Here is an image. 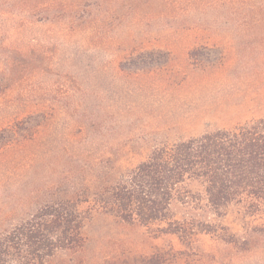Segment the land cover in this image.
I'll return each mask as SVG.
<instances>
[{"label": "rangeland", "instance_id": "obj_1", "mask_svg": "<svg viewBox=\"0 0 264 264\" xmlns=\"http://www.w3.org/2000/svg\"><path fill=\"white\" fill-rule=\"evenodd\" d=\"M163 1L94 2L88 11L121 17L103 25L114 40L101 47L67 37L65 0H0L3 76L14 50L24 44L31 50L26 73L9 75L15 81L0 98V128L28 112L49 113L37 160L30 152L38 142L30 152L16 142L0 149V230L34 208L38 188L68 167L67 153L117 154L132 167L157 146L264 117V20L249 19L264 18V11L235 21L221 10L183 14ZM127 47L171 52L155 58L152 70L121 72L117 62ZM251 211L239 203L217 211L198 195L174 200L170 218L184 225L183 235L162 233L165 224L142 226L93 212L84 248L60 252L51 264H138L129 257L157 250L168 264H264V209ZM205 225L212 233L201 231Z\"/></svg>", "mask_w": 264, "mask_h": 264}, {"label": "trees", "instance_id": "obj_2", "mask_svg": "<svg viewBox=\"0 0 264 264\" xmlns=\"http://www.w3.org/2000/svg\"><path fill=\"white\" fill-rule=\"evenodd\" d=\"M96 1L65 0L70 17L67 37L88 44L96 40L101 47H106L114 38L105 37L102 27L112 26L121 17L114 10L104 14L88 11ZM163 5H173L183 14L221 10L220 14L234 15L235 21L246 19L241 13L264 11V0H165ZM249 19L264 20L250 16ZM27 45L14 50L5 61L4 76L0 65V98L10 89L7 82L15 81L9 77L11 72L26 73V67L31 64V50ZM122 50L124 54L117 67L121 72L132 73L154 69L152 61L171 52L159 48ZM48 116L45 111L28 112L0 128V149L16 142L30 152L41 137L42 125ZM81 132L82 129L78 131ZM6 138L7 142L3 143ZM40 146L39 141L32 148V159L39 158ZM67 154L64 159L68 167L58 180L38 188L35 197L39 202L34 208L0 230V264H51V259L60 252L81 251L87 241L83 233L87 214L93 212H105L142 226L165 224L162 233L183 235L184 225L170 218L174 200H188L198 195L217 211L233 203L242 204L251 213L264 209V117L234 129H220L157 146L132 167L126 166L125 158L117 154L95 157ZM191 186H197V192ZM84 205L88 212L82 209ZM201 231L212 233L213 230L205 225ZM167 257L164 251L157 250L150 256L129 258L138 264H168Z\"/></svg>", "mask_w": 264, "mask_h": 264}]
</instances>
